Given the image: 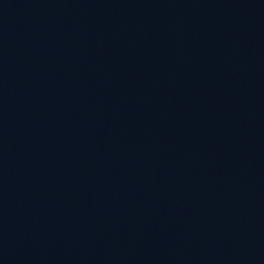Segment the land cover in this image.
I'll return each instance as SVG.
<instances>
[{
    "label": "water",
    "instance_id": "water-1",
    "mask_svg": "<svg viewBox=\"0 0 264 264\" xmlns=\"http://www.w3.org/2000/svg\"><path fill=\"white\" fill-rule=\"evenodd\" d=\"M264 112V0H193Z\"/></svg>",
    "mask_w": 264,
    "mask_h": 264
}]
</instances>
